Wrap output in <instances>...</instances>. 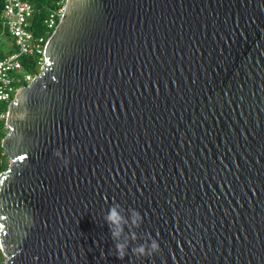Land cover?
Instances as JSON below:
<instances>
[{
	"label": "water",
	"instance_id": "obj_1",
	"mask_svg": "<svg viewBox=\"0 0 264 264\" xmlns=\"http://www.w3.org/2000/svg\"><path fill=\"white\" fill-rule=\"evenodd\" d=\"M6 125L3 264H264V0H67Z\"/></svg>",
	"mask_w": 264,
	"mask_h": 264
},
{
	"label": "built area",
	"instance_id": "obj_2",
	"mask_svg": "<svg viewBox=\"0 0 264 264\" xmlns=\"http://www.w3.org/2000/svg\"><path fill=\"white\" fill-rule=\"evenodd\" d=\"M66 2L67 0H60L57 7L47 8V15L43 20L44 31L37 33L33 26L36 12L30 0H4L0 14L3 27L0 43L5 38L7 42L4 57L0 60V103L9 107L19 89L24 87L20 84L26 86L38 75L26 70L22 58L42 55V67L46 44L59 24ZM7 116L8 109H0V120H4L5 125Z\"/></svg>",
	"mask_w": 264,
	"mask_h": 264
},
{
	"label": "trees",
	"instance_id": "obj_3",
	"mask_svg": "<svg viewBox=\"0 0 264 264\" xmlns=\"http://www.w3.org/2000/svg\"><path fill=\"white\" fill-rule=\"evenodd\" d=\"M60 0H30V2L33 4L35 8V18L33 20V26L35 27L36 32H43V20L45 19L47 15V8L51 7H57V3ZM4 5V0H0V14L2 12ZM3 31V27L1 25V20H0V33ZM6 37V36H4ZM7 38L4 39L3 42L0 43V60L4 57L5 50L4 47L6 45ZM42 58L41 56H38L37 61L33 60L32 57H23L22 58V63L24 64L26 70L33 74H39L41 72V65H40V59ZM20 86H25V84H20ZM6 109H8V106H6ZM6 135V125L4 120H0V160L3 158H7L4 154V150L2 148V140ZM8 166L6 163L0 164V173L7 170ZM2 251L0 249V256L2 257Z\"/></svg>",
	"mask_w": 264,
	"mask_h": 264
},
{
	"label": "clouds",
	"instance_id": "obj_4",
	"mask_svg": "<svg viewBox=\"0 0 264 264\" xmlns=\"http://www.w3.org/2000/svg\"><path fill=\"white\" fill-rule=\"evenodd\" d=\"M55 155L59 156V150H57ZM67 163V161H65ZM123 209L118 203H113V205L108 209L104 219L109 224L111 235L113 237L115 247L117 250V256L120 259H123L124 256L127 254V237H125V241L123 243L119 242V238L121 237V234L123 232L122 223L124 222L123 217L121 215V212ZM133 216L135 219H133V224H136V220L139 219V213L136 211H133ZM139 226L138 224L136 225ZM132 239L135 240V234H132ZM148 239L151 240L149 243L139 244L136 247L131 248V252L135 254L138 258L141 256H152L154 253L159 251V243L156 239L148 237Z\"/></svg>",
	"mask_w": 264,
	"mask_h": 264
},
{
	"label": "rangeland",
	"instance_id": "obj_5",
	"mask_svg": "<svg viewBox=\"0 0 264 264\" xmlns=\"http://www.w3.org/2000/svg\"><path fill=\"white\" fill-rule=\"evenodd\" d=\"M4 50H5V48H4ZM27 57H32L33 60H35V62L38 59V56L37 55H35V56H27ZM5 107H6V104L5 103H0V109H3ZM7 133H8V129L6 128V134ZM3 163H6L8 167L11 164V162H10V160H9L8 157L7 158H3V159L0 160V164H3ZM5 260H6V257L4 255H2V257L0 256V264H3L5 262Z\"/></svg>",
	"mask_w": 264,
	"mask_h": 264
}]
</instances>
